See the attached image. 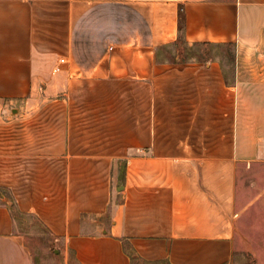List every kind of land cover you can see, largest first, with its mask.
Listing matches in <instances>:
<instances>
[{"label":"crops","instance_id":"crops-1","mask_svg":"<svg viewBox=\"0 0 264 264\" xmlns=\"http://www.w3.org/2000/svg\"><path fill=\"white\" fill-rule=\"evenodd\" d=\"M181 13L189 45L236 46L231 75L219 59L162 56ZM87 84L113 97L103 150L74 145ZM254 164L264 0H0V264H222ZM20 214L47 243L33 247Z\"/></svg>","mask_w":264,"mask_h":264},{"label":"rangeland","instance_id":"rangeland-1","mask_svg":"<svg viewBox=\"0 0 264 264\" xmlns=\"http://www.w3.org/2000/svg\"><path fill=\"white\" fill-rule=\"evenodd\" d=\"M162 56L173 58L176 55L181 58H201L203 61L211 59H219L222 61L223 71L228 76L232 74L234 69V57L236 56V46L234 44H215V43H196L189 45L182 38L178 39L172 46H166L161 52ZM80 86V85H79ZM87 92L84 95H79L77 103L85 105V110L79 112L75 118L76 123L74 127V145L75 148L81 149L84 146L95 145L98 150H103L109 145L106 140L110 136L108 127L109 113L105 118L104 110L109 109V105L113 103V97H103L93 95V90H97L98 85L87 84L85 86ZM109 87V86H106ZM128 89L123 88L122 91ZM132 96L123 95L118 98L120 100V117H121V141L122 147L128 146V141L131 139V133L128 127V119L131 115L130 103ZM116 100V101H117ZM56 103V101H55ZM101 105V106H99ZM90 106H94L92 111ZM98 108V110H96ZM112 113V112H111ZM109 116V117H108ZM78 120V121H77ZM135 134L140 135L141 129H137ZM125 149V148H123ZM123 162V159H122ZM247 170V177L251 187L249 190L248 198L250 203L245 207L238 216L235 224V235L233 241V254L227 262L222 264H264V164H254L249 166ZM253 189V190H252ZM8 195L9 192L1 190L0 193ZM11 197V195H9ZM18 229L23 231L26 235H30V243L37 245L45 242L43 235L46 234L44 227L40 221L33 215L20 214L17 216ZM55 247V246H54ZM42 251L48 253L43 257L48 262L50 259H56L54 256V248H50L49 244L47 249L42 246ZM49 251L51 253H49ZM37 257V256H35Z\"/></svg>","mask_w":264,"mask_h":264},{"label":"trees","instance_id":"trees-1","mask_svg":"<svg viewBox=\"0 0 264 264\" xmlns=\"http://www.w3.org/2000/svg\"><path fill=\"white\" fill-rule=\"evenodd\" d=\"M183 15L181 13L180 21H179V39L183 37ZM224 44H231V43H224Z\"/></svg>","mask_w":264,"mask_h":264},{"label":"built area","instance_id":"built-area-1","mask_svg":"<svg viewBox=\"0 0 264 264\" xmlns=\"http://www.w3.org/2000/svg\"><path fill=\"white\" fill-rule=\"evenodd\" d=\"M60 61L63 62L64 61V58H60ZM59 69V66H56L55 67V70H58Z\"/></svg>","mask_w":264,"mask_h":264}]
</instances>
